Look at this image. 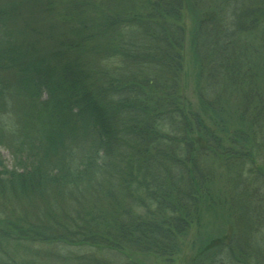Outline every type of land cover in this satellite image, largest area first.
Here are the masks:
<instances>
[{
    "label": "trees",
    "instance_id": "obj_1",
    "mask_svg": "<svg viewBox=\"0 0 264 264\" xmlns=\"http://www.w3.org/2000/svg\"><path fill=\"white\" fill-rule=\"evenodd\" d=\"M21 7L40 18L14 28ZM187 10L205 80L197 110L182 87ZM232 98L250 143L236 158L201 118L223 130ZM0 147L3 206L29 198L36 213L14 227L0 212V243L64 241L171 264L196 226L195 264H264V170L239 167L264 163V0L0 2ZM218 204L236 228L227 244L207 231Z\"/></svg>",
    "mask_w": 264,
    "mask_h": 264
},
{
    "label": "rangeland",
    "instance_id": "obj_2",
    "mask_svg": "<svg viewBox=\"0 0 264 264\" xmlns=\"http://www.w3.org/2000/svg\"><path fill=\"white\" fill-rule=\"evenodd\" d=\"M14 1L19 0H0L4 5H10L14 3ZM20 8L18 17L11 24L14 28L21 22L23 16L28 14V19H38L39 15L32 13L30 11ZM182 24L185 32V40H184V95L190 104V109L197 110L201 107L200 100V87L205 85V80L200 79L199 76V63L195 57V51L192 45V34L193 29L196 27L195 20L193 19L191 13L187 10L183 13ZM263 75V74H262ZM235 100L234 98L229 100V106L231 108V104L233 106ZM236 105L230 109L231 116L229 117V121H226V124L223 125V130L219 128H215L214 121L210 118L209 113L204 114L201 118L204 120V123L209 126L210 131H212L217 138L223 142L225 148H230L233 151V155L236 158L237 154L240 156L242 154H249L248 143L247 140H243L242 131H237L238 128L244 130L243 121L240 120L238 113L236 112ZM197 108V109H196ZM210 111V110H206ZM212 112V111H211ZM210 112V113H211ZM212 114V113H211ZM217 116V115H216ZM215 116V117H216ZM218 117V116H217ZM214 125V126H213ZM237 131V132H236ZM239 133V134H238ZM10 159L9 152L0 147V161L6 163ZM251 160L250 163H246L244 165H240L239 167H244L245 170L254 169V172L263 169L264 163H260L258 159ZM259 162V163H258ZM256 170V171H255ZM252 178V177H250ZM249 178V179H250ZM227 182L224 180H220L217 183L218 187L227 186ZM258 196L260 194L256 193ZM1 196V195H0ZM2 196L0 197V212L3 216L9 217L8 221L15 222L14 227L17 225H21L20 223H26V218L24 217V213L29 210L32 212L33 217L36 218V213L32 207L27 208L26 200L22 199L19 203L13 204L12 202H7L6 207L3 206L5 201L2 200ZM35 199V198H34ZM264 206L260 203V210H262ZM259 210V211H260ZM228 212V208H224L222 205H216L215 210H212L209 215H207L206 219L210 220L213 225L209 226L208 230H222L223 237H226V240H222L227 244L230 239V234L236 231V228H233L232 220L226 217ZM263 214V215H262ZM261 214V223L262 227L264 226V209ZM37 215L40 219V213L37 211ZM224 216V217H223ZM212 218V219H211ZM228 219V220H227ZM213 220V221H212ZM231 222V223H230ZM40 224V223H39ZM12 226V227H13ZM10 227V226H9ZM1 228H6L5 225H1ZM205 228V227H203ZM202 228V230H203ZM221 234V233H219ZM202 233L195 226L191 230V234L189 235L187 246H184L181 253L175 257V260L171 264H195L198 256V248L201 243ZM248 240V244L252 237L248 235L246 237ZM243 244H246L245 242ZM186 245V244H185ZM201 245V244H200ZM251 245V244H250ZM253 245V244H252ZM12 247V248H10ZM8 252V253H7ZM0 253L5 257V261L0 260V264H9L10 260L8 254L10 256H15V262L10 264H129V259L119 252H112L110 250H101L95 247H86L81 246L80 244H74L69 242H57V241H27L22 240V242H5L0 243ZM1 259V258H0ZM134 262L137 264H170L168 261H165L162 257H159L155 254H139L135 257Z\"/></svg>",
    "mask_w": 264,
    "mask_h": 264
}]
</instances>
